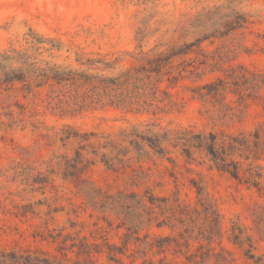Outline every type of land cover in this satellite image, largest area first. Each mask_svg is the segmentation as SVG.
I'll return each mask as SVG.
<instances>
[{
    "label": "rangeland",
    "instance_id": "1",
    "mask_svg": "<svg viewBox=\"0 0 264 264\" xmlns=\"http://www.w3.org/2000/svg\"><path fill=\"white\" fill-rule=\"evenodd\" d=\"M221 4L235 8L247 18L245 26L227 39L239 46L233 63L264 72V0H0V49L23 45L24 34L31 27L62 42L63 49L58 53L61 56L57 58L60 62L75 63L79 52L120 56L123 63L129 64L131 58L126 51H134L139 45L147 50L168 41L175 36L173 30L183 18ZM145 23V36L139 41V28ZM221 44L217 40L214 45L209 41L203 45L211 50ZM213 76L206 74L204 80ZM196 84L194 79L175 85L165 82L163 87L169 90L172 104L157 113L127 112L105 106L61 115L47 110L38 98L20 97L23 109L9 108L0 100V198L5 200L4 212L0 214V251L43 255L59 264H183L184 258L175 254L172 246L164 252L153 249L145 257L137 251L133 240L125 247L124 242L131 236L124 237L126 230L118 227L121 221L111 212L110 200L105 197L120 191L139 195L151 192L156 199H179L198 205L196 187H190L188 182V177L198 175L187 172L181 158V165L176 168L157 156L144 160L142 165L151 175L144 185L150 187L137 186L131 173L110 169L96 161L86 167L82 177L97 187H76L74 179L56 172L57 169L49 174L47 165L54 154H73L78 144L72 141L63 145L49 135L66 125L79 132L100 134L142 121L160 123L162 127L192 126L207 130L264 127V86L260 95L250 98L247 117L242 122L227 124L214 122L208 112L210 105L193 96ZM24 163L36 165L49 174L47 187L30 190L7 181L12 175L11 168ZM192 166L203 176L206 184L203 192L216 204L224 230L230 227L232 219L238 218L253 235L254 246L249 249L261 257L259 261H264V188L240 184L211 170L208 161ZM171 172H176L175 177ZM103 192L107 194L103 196ZM255 208L261 210L260 226L251 216ZM152 231L171 235L168 227L154 226ZM226 237L223 239L226 251L215 244L218 253L224 251L233 264H255L244 255L243 247L230 243ZM211 264L225 263L220 260Z\"/></svg>",
    "mask_w": 264,
    "mask_h": 264
},
{
    "label": "trees",
    "instance_id": "2",
    "mask_svg": "<svg viewBox=\"0 0 264 264\" xmlns=\"http://www.w3.org/2000/svg\"><path fill=\"white\" fill-rule=\"evenodd\" d=\"M246 23L245 15L229 5L203 8L183 18L173 30L172 39L147 50L139 45L134 51H126L131 58L129 64L123 63L120 56L79 52L75 63L60 62L57 58L61 56L58 53L63 49L62 42L30 27L24 34L23 45L0 49V100L9 108L23 109L20 97L38 98L47 110L61 115L105 106L127 112L157 113L172 104L169 90L163 87L165 82L175 85L194 79L197 84L192 89L193 96L210 105L208 112L214 122H242L247 117L250 98L260 95L264 86V72L233 63L239 46L227 39ZM146 29V23L139 28V41ZM188 36L189 40H183ZM217 40L222 44L214 49L203 45L206 41L214 45ZM206 74L214 76L204 80ZM49 137L62 141L63 145L72 141L78 144L73 154H54L47 165L49 174L57 169L56 172L74 179L76 187H97L82 177L86 167L96 161L110 169L131 173L137 186L144 185L151 176L142 162L153 156L167 160L175 168L181 165V158L187 172L198 175L188 177L190 187H196L199 196L196 206L179 199H156L151 192L139 195L120 191L105 195L110 200L111 212L121 221L118 227L126 230L124 237L131 236L124 242L125 247L133 240L137 251L145 257L153 249L164 252L172 246L175 254L184 258L183 264H211L220 260L233 264V259L229 261L223 254L226 251L223 239L227 235L230 243L243 247L247 259L264 264L259 261L261 257L251 252L253 235L238 218L232 219L230 227L224 230L216 204L203 192L206 187L203 176L192 166L208 161L211 170L248 187L263 189L262 125L253 129L207 130L192 126L162 127L160 123L142 121L100 134L79 132L66 125ZM11 170L7 181L17 187L33 190L49 183V174L36 165L24 163ZM175 173L170 175L175 177ZM4 202L0 198V214L4 212ZM251 216L260 226L261 210L253 209ZM154 226L168 227L171 235L155 234ZM215 244L224 251L218 253ZM0 264L59 263L43 255L2 250Z\"/></svg>",
    "mask_w": 264,
    "mask_h": 264
}]
</instances>
